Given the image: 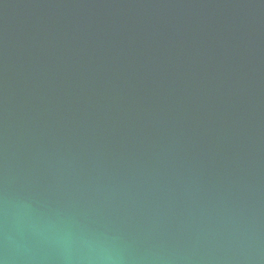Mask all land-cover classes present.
<instances>
[{
    "label": "water",
    "instance_id": "1",
    "mask_svg": "<svg viewBox=\"0 0 264 264\" xmlns=\"http://www.w3.org/2000/svg\"><path fill=\"white\" fill-rule=\"evenodd\" d=\"M0 264H264V0H0Z\"/></svg>",
    "mask_w": 264,
    "mask_h": 264
}]
</instances>
